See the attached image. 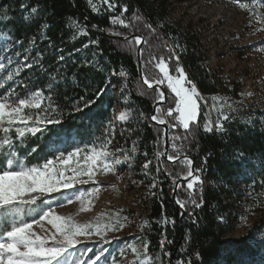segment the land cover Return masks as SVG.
<instances>
[{"label":"trees","instance_id":"16d2710c","mask_svg":"<svg viewBox=\"0 0 264 264\" xmlns=\"http://www.w3.org/2000/svg\"><path fill=\"white\" fill-rule=\"evenodd\" d=\"M21 2L28 4L29 8L36 5L40 7V12L30 23H24L22 20L23 12L19 8ZM114 2L118 7L116 11L109 12L106 11L107 5L95 1L93 5L99 11L93 12L92 5L88 4L87 0H0V29H6L16 39L24 38L25 44H27V39L34 34L37 35L39 41V26L47 23L49 25L46 30L47 36L53 44L62 49L59 55L66 57L65 61L59 65L52 64L57 53L55 50L48 49L44 58L47 73H52L56 67H60L69 76L75 75L81 85L87 83L90 86L86 93L83 87L74 86L71 81L60 84L56 89L58 95L54 102L60 105L56 115L62 123L41 125L47 130L34 137L29 136L24 145L18 148V151L24 153L36 148L37 151L27 156L25 160L28 166H34L37 163H42L45 158L55 159L59 153L52 151L53 145L62 151H70L77 146L88 149L92 147L93 141L99 146L101 141L95 138L99 137L103 128L108 125L109 121H112L113 111L123 109L124 103H127L131 109L128 114L129 119L116 127L112 147L115 154L118 148L123 147L130 158L137 157L139 160L151 161L148 170L156 176V192L151 199L150 211L143 218L144 223L139 234L142 239L150 240L152 257L160 263L158 242L163 234L160 224L162 206L166 217L174 218L176 221L174 228L172 225H167L164 228L167 239L174 241L172 245L166 246L167 251L170 250L174 253L173 264L180 255L177 249L181 245L189 249V255L193 259H195L194 254L199 250L203 264H264V243L257 240L258 230L264 228V208L260 207V205H264V186L260 184L261 177H264V167L257 163L258 159L264 160V131H261L259 123L264 117V111L252 110L246 105L236 106L233 101L232 108L238 109L237 112H233L226 104H222L224 106L221 107L217 104L213 106L212 103L214 110H211L206 104L201 103L203 109L201 127L205 115L208 117L215 115L213 120L215 121L218 111L227 112L230 117H235V119L227 124V127L230 128L227 137L221 138L214 134L201 132L191 145L184 141H175L177 147L182 149L179 153L181 160L184 156H188L193 159L194 167H200L203 158L208 153H213L207 160L205 173L202 174L203 188L197 193V195L202 194L205 201L201 208L195 209V218L199 223L193 225L191 220L186 217L187 214L183 218L180 217L181 210L173 199L175 188L173 180L182 179L187 169L182 163H173L163 155H158V153L164 152L165 137L163 128L150 120L154 105L158 102L155 99L156 94L154 91L148 90L147 86L142 83L139 77L136 46L134 43H127L124 37L127 35L147 36L144 25L151 24L156 29L155 35L148 36L151 45L158 46L160 44L161 41L156 39L157 35L170 44L179 43L181 45L183 51L176 49L180 56L179 62L185 69L188 78L196 84L202 98L212 102V97H217L222 93L228 94L227 96L232 100L235 99V95L232 92L227 93L229 89L223 87L224 80L222 78H225L224 76L211 72L207 65L206 48L200 33L192 28L191 22L187 26H182L171 21L168 17L166 0H114ZM240 2L250 4L259 2V0H240ZM125 4L128 6V11L124 14L123 19L128 27L119 24L112 25L110 17L118 16L119 6ZM6 9H10V11H7L5 15ZM133 13L139 15L141 19L136 20ZM74 24L86 26L88 35H79L74 38V33L79 31ZM92 25H98V27L92 28ZM160 25L163 26L160 27ZM89 40H98L99 45L83 48L82 45L88 43ZM47 43L48 41L43 42L42 50L46 48ZM144 48L147 59L146 53L149 50V45H144ZM75 49H80V51L74 52ZM101 50L102 54H100ZM163 52L164 50L160 49L157 54ZM32 55H35V52ZM84 59L92 61V64L77 68L76 65ZM121 71L126 73L124 77L119 76ZM153 71L158 74V70ZM47 73L38 68L25 70L17 79V84L26 81L28 89L35 90L46 85L49 80ZM141 74L143 77L145 70L141 69ZM108 81L116 86L117 98L112 95L113 88L109 87L90 116H81L80 113L71 111L72 105L70 101L65 100L66 96L76 99L86 95L88 99H94L95 92ZM7 83V80H0V85ZM15 86L12 85V87ZM122 87L124 88L123 95L120 91ZM160 87L167 95H171L166 85ZM45 96H47V92H45ZM47 103L48 101L45 99L44 104L47 105ZM159 106L166 110L167 107L174 105H168L165 102ZM141 112L145 114L147 120L141 119ZM30 114L33 117L29 122L31 125L35 122L37 115L43 118L46 113L33 109ZM48 115L51 118V113ZM249 119L257 121L256 128L245 132L244 124ZM183 132L182 128L169 130V134H183ZM3 136L4 134L0 132V139ZM222 139H228L229 143L223 144ZM133 142H136L135 153L131 151ZM197 143L199 148L196 146ZM171 144L172 141L168 140L167 153L177 155ZM221 149L229 154L227 160L222 159ZM234 149L243 151L245 158L243 160L233 159L230 154ZM145 153H147L146 156ZM249 157L252 158L251 164ZM119 159L121 160L120 157ZM253 165H255L254 168ZM158 168L161 171L157 172ZM253 179L256 180L255 185L252 184ZM53 195L47 193L43 196L38 195L37 203L42 204ZM186 196L185 189L175 190V198L178 197L184 201L187 199ZM247 196L251 197L248 202L255 207L253 211L256 213L255 218H253L245 236L239 239H227L226 236L230 232L229 227L233 225L231 215L234 210L231 208L233 204L229 202V199L236 197L241 203ZM213 205H217V207L214 208ZM23 209L25 210L27 207H23ZM237 212L234 211L237 216L235 219L240 218V211L237 210ZM219 215L228 216L226 225H218ZM145 221H148V224H145ZM186 235L190 237V241H185ZM262 236L264 237V234ZM164 260L167 264V259L164 258Z\"/></svg>","mask_w":264,"mask_h":264},{"label":"snow or ice","instance_id":"6c2138e0","mask_svg":"<svg viewBox=\"0 0 264 264\" xmlns=\"http://www.w3.org/2000/svg\"><path fill=\"white\" fill-rule=\"evenodd\" d=\"M87 3L92 5V11L98 12L99 10L93 5V0H87ZM233 3L239 5L241 9H247L251 15L249 16V25L252 26L253 22L264 23V16L258 15L253 9L264 5V0L254 2L251 6L248 3H241L240 0H233ZM103 4L107 5L106 11H116L118 5L114 0H103ZM118 16L110 17L112 25H121L128 27L123 17L128 11V6L122 5ZM19 8L23 12L22 20L24 23H30L35 19L40 12L39 5L29 8L28 4L21 2ZM10 9H6L5 15ZM136 20H140L141 17L133 13ZM79 29L75 36L88 35L86 26L75 25ZM163 25H160L162 27ZM47 23L39 26V41L37 35L34 34L27 39L14 38L12 33L7 32L6 29H0V80H7L8 83L0 85V132L4 134L0 139V228L5 225H10L7 230L0 231V264H54L60 257L64 256L70 249L80 242L79 238L90 239L94 234L100 235L105 244L110 241L103 238L105 231L121 230L125 226L121 223L106 224L101 227L99 224L93 226L88 225H74L67 221H62V218L51 214V205L46 201L43 202V206L37 203V196H43L45 193H59L61 190H71L70 194L65 196L64 201L59 203H71L73 197L80 200L85 193L79 192L74 188L75 184L88 183L93 181L98 172H115L122 161L119 159L120 154H126L123 147L116 150V154L113 155L109 152V146L112 145L115 139L116 126L109 121L108 125L103 128L99 137L96 140H100L99 146L95 141L92 142V147L84 149L79 146L75 147L73 151H62L59 148L52 146L54 153H59L55 156V159L45 158L42 163H37L34 166H28L25 163L26 157L36 152V148H32L30 151L20 153L18 148L24 145L25 140L29 136H36L38 133L46 131V127L41 125L53 124L59 125L62 123L61 119L56 115L60 105L55 103V98L58 95L56 89L62 83L71 81L74 86L83 87L87 93L90 87L87 83L81 85L75 75L69 76L60 67H56L52 73H47V67L44 64V58L48 49L55 50L57 55L55 60L51 63L59 65L64 62L65 55H59L62 51L60 47L53 44L51 39L47 36ZM98 25H92V28H97ZM144 28L147 30V36L145 35H127L124 40L132 44L134 43L137 53V63L142 70H145V75L142 77V83L147 85L148 90L155 92V99L164 104L167 102L169 106L162 108L156 106L154 113L151 115L150 120L156 122L158 125H167L162 131L167 136V139L172 141V148L177 155H172L167 152L158 153V155H166L169 161L173 163H182L187 171L184 173L182 179L186 183L181 184L176 179L173 180L175 185L174 190L181 188L187 192V199L181 201L180 198H175V203L181 209V217L183 218L185 213L191 220L193 225L199 223L195 218V209L201 208L205 201L202 194L197 195L198 191L203 188V177L207 168V160L213 153H208L204 158L200 167H193V159L188 156H184L181 160L179 153L182 151L175 144V141H184L188 145H191L197 140V137L201 132L204 134H214L221 138L227 137L230 128L227 124H230L235 117H230L227 112L218 111L216 119L213 122L207 115L204 116V122L201 127V113L203 111L201 100L203 99L196 84L188 78L185 69L180 64V56L176 49H180L179 43L170 44L167 40H163L158 35L157 40H160L158 46L151 45L148 36L156 34V29L151 24H145ZM44 41H48L46 48L42 50ZM264 45V41H261ZM90 45H99L98 40H89L88 43L82 45L83 48H88ZM144 45H149L147 51V59L145 58ZM160 49H163L162 54H157ZM264 51V47L259 49ZM80 49H75L74 52H79ZM35 52V55L32 53ZM102 54V50L101 53ZM172 62V63H170ZM75 63V61H73ZM92 64V61L88 59L82 60L77 64V68L86 67ZM99 68L98 65H96ZM39 69L49 75V80L46 85L35 90L28 89L26 81H21L17 84V79L21 77L25 70ZM153 70H158V74ZM59 74V75H58ZM125 72L121 71L119 76L124 77ZM12 85H16L12 87ZM161 85H166L171 95H167L165 91L161 89ZM112 87L115 90V85L111 81H108L104 86L100 87L95 92L94 99H88L87 96H80L76 99L65 97V100L71 102V111L80 113L81 116H90L94 107L98 101L101 100L103 95L108 91V88ZM121 95L124 94V88L120 89ZM47 92V96H45ZM248 95H251L249 93ZM47 100V105L44 104V100ZM127 99V97H125ZM218 97H212L213 106H215ZM226 106L233 112H237L238 109L232 108L231 104ZM224 105H221L223 107ZM36 109L45 112V116L41 118L37 115L36 120L31 125L33 117L30 114L31 110ZM25 110H28L27 112ZM48 113H51V118ZM142 120H147L143 112L140 113ZM128 115L121 113L118 117L119 121H127ZM261 131H264V117L259 121ZM257 121L255 119H249L245 124V132L248 130H255ZM184 130L183 134H169L171 129ZM14 130V132H13ZM12 133V135H9ZM123 135V133H121ZM239 135V133H238ZM222 143L227 145L228 139H222ZM197 148L199 144L197 143ZM133 153L136 152V142H133L131 149ZM147 153H145V156ZM228 153L224 149H221L222 159H228ZM233 159L243 160L245 153L238 149L230 154ZM77 159V166L71 167L67 164L68 160ZM80 160L84 163L81 165ZM57 162H63L58 164ZM249 163H252V158L249 157ZM262 167H264V160H257ZM151 161H147L141 171L145 176L149 174L148 169ZM255 165H253V168ZM71 171L73 175H66L67 171ZM161 171L160 168L157 172ZM87 176V180H81L79 177ZM222 183V182H221ZM252 184H256V180L253 179ZM260 184L264 186V177H261ZM152 188L156 187V181L152 182ZM97 189L93 187L92 192ZM36 205L35 208L30 206ZM23 207H30V211L39 215V220L32 217L31 222H26L23 213ZM217 207V205H213ZM44 208H48L49 211H44ZM191 209V210H189ZM42 213V214H41ZM48 219L53 225L55 231L51 232L47 236H41L33 230L34 224H40L41 221ZM228 216L219 215L217 223L218 225H226L228 223ZM244 217L241 216V220ZM169 218L165 217L164 222L167 223ZM127 221V218H125ZM159 223V222H157ZM175 219H171L172 227H175ZM148 224V221H145ZM143 231V229H142ZM134 240H139L143 248V253L139 247L132 244L127 246H121L119 243L117 247L119 249V255L125 264H153V257L151 255V242L150 240L141 237L134 236ZM51 241V243H49ZM185 241H190L189 236H185ZM264 243V239L260 241ZM174 243L173 240L165 238L158 242L160 264H165L164 258H167V264H173L174 253L170 250L166 251V246H170ZM180 253L179 257L175 259V264H203V259L199 250L195 254V259L189 255V249L183 245L177 249ZM129 253H131L133 259L130 261L127 259ZM93 256H87L83 261L77 260L75 264H109V258L111 264H119L117 259L113 256V251L108 248H98Z\"/></svg>","mask_w":264,"mask_h":264},{"label":"rangeland","instance_id":"374dc122","mask_svg":"<svg viewBox=\"0 0 264 264\" xmlns=\"http://www.w3.org/2000/svg\"><path fill=\"white\" fill-rule=\"evenodd\" d=\"M95 1L103 2V0H93V4ZM166 1L168 4V17L171 21L182 26H187L191 22L192 28L200 33L203 45L207 51V65L211 72L225 77L222 78L224 80V83H222L223 87L229 89L227 93L232 92L235 95V99L232 100L227 96L228 94L222 93L217 96L219 99L216 104L221 106L225 102L231 104L233 101L236 106L246 105L252 110L264 111V51L259 50L264 47L261 44V41H264V23L253 22V25L250 26L249 16L251 13L247 9H241L238 4L230 0ZM253 3L249 5L251 6ZM253 11L260 16H264V5L253 9ZM249 93L251 95H248ZM112 95L117 98L116 88L115 90L112 89ZM201 103L214 110V107H212L213 101L210 102L203 98ZM130 112L131 109L127 103H124L123 109L114 110L113 113L115 114L112 116L113 124L118 127L119 124L125 123L126 121H119L118 118L114 121L113 118L119 117L121 113L128 115ZM209 118L213 121L215 115ZM113 150L114 148L110 145L109 152L115 155ZM119 157L122 163L118 166L117 171L98 172L94 177L95 183L88 181V183L74 185V188L78 190L77 195H79L80 191L85 193L80 200L73 197L71 203H59L64 201L65 196L71 192V190L62 189L59 193H52L54 195L45 201L51 205V214L59 216L62 221H67L74 225L91 224L95 226L99 224L103 227L109 223H121L125 226L121 230L105 231L102 234L104 239L110 241L108 244L103 242L100 235L94 234L90 239L80 237V242L75 248L70 249L54 264H75L77 260L83 261L87 256H93L94 258L93 254L101 247L112 250L113 256L119 264H125V261L119 255L118 243L121 246L132 244L139 247L141 253H143L140 241L134 240L133 237H140L139 231L144 223L143 218L149 213L151 199L156 192V187L152 188L151 185L153 181H156L157 185V179L149 170L147 176L141 171L147 161L139 160L137 157V159L130 158L128 154H120ZM77 159L79 158L68 160L67 164L71 167H76ZM79 162L81 165L84 163L83 160ZM57 163L62 164L63 162ZM66 175L71 176L73 173L69 170ZM79 179L87 180L88 178L84 175L79 177ZM93 187L97 189L95 192L91 191ZM174 192L175 190L173 191V199L175 200ZM250 198V196H247L244 199L245 202L242 201L241 203L238 202L236 197L229 199V202L233 204L231 208H234V210L231 215L233 225L229 227L230 232L226 236L227 239H239L248 233L256 214L253 212L255 207L248 202ZM40 205L42 207L43 203ZM30 207L35 208L36 205ZM30 207L23 209L26 222H31L32 217L39 220V215L30 211ZM260 207L264 208V205H260ZM43 210L49 211L48 208ZM237 210L240 211V218L235 219L237 216L234 211L238 213ZM241 216L244 217L243 220H241ZM161 217L162 240L166 235L163 225L166 215L162 206ZM125 218H127V221H125ZM171 219L169 218L168 222ZM8 228H10V225H5L0 228V231ZM33 230L42 237L55 231L47 218L41 221L40 224H34ZM263 234L264 228H260L257 240L261 241L264 239ZM165 250L167 251L166 248ZM111 259L112 257L109 258V264H111ZM127 259L129 261L133 259L131 253H129ZM101 264H104V261H101ZM153 264L160 263L153 258Z\"/></svg>","mask_w":264,"mask_h":264},{"label":"water","instance_id":"95a60500","mask_svg":"<svg viewBox=\"0 0 264 264\" xmlns=\"http://www.w3.org/2000/svg\"><path fill=\"white\" fill-rule=\"evenodd\" d=\"M138 69H139V77L140 79L142 80V74H141V68H140V65L138 64ZM147 86V85H146ZM160 105L159 102H156L155 105H154V108H153V112L152 114L154 113V109L156 106ZM163 129H165L167 127V125H160ZM164 137H165V148H164V152H167V149H168V140H167V136L165 135L164 133ZM164 158H167L166 155H163ZM194 167V166H193ZM178 182H186L184 181L183 179H180L178 180ZM175 193V192H174Z\"/></svg>","mask_w":264,"mask_h":264},{"label":"built area","instance_id":"2783aa9c","mask_svg":"<svg viewBox=\"0 0 264 264\" xmlns=\"http://www.w3.org/2000/svg\"><path fill=\"white\" fill-rule=\"evenodd\" d=\"M179 207V206H178ZM187 218H188V216H186ZM163 225H164V228L167 226V225H172L171 224V221L170 222H168V223H163ZM195 257V256H194Z\"/></svg>","mask_w":264,"mask_h":264},{"label":"bare ground","instance_id":"6f19581e","mask_svg":"<svg viewBox=\"0 0 264 264\" xmlns=\"http://www.w3.org/2000/svg\"><path fill=\"white\" fill-rule=\"evenodd\" d=\"M114 114H115V113H114ZM114 114H113V115H114ZM117 118H118V116H117V117H115V118H113V119H114V121H116V119H117Z\"/></svg>","mask_w":264,"mask_h":264}]
</instances>
